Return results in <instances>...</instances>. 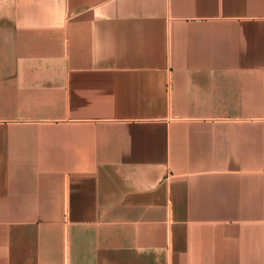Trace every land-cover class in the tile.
<instances>
[{
  "label": "crops",
  "instance_id": "obj_1",
  "mask_svg": "<svg viewBox=\"0 0 264 264\" xmlns=\"http://www.w3.org/2000/svg\"><path fill=\"white\" fill-rule=\"evenodd\" d=\"M0 264H264V0H0Z\"/></svg>",
  "mask_w": 264,
  "mask_h": 264
}]
</instances>
